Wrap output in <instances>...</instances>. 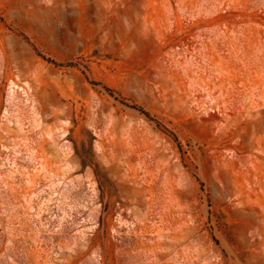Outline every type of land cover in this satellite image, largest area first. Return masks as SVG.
I'll use <instances>...</instances> for the list:
<instances>
[{"label": "rangeland", "instance_id": "374dc122", "mask_svg": "<svg viewBox=\"0 0 264 264\" xmlns=\"http://www.w3.org/2000/svg\"><path fill=\"white\" fill-rule=\"evenodd\" d=\"M0 264H264V0H0Z\"/></svg>", "mask_w": 264, "mask_h": 264}, {"label": "trees", "instance_id": "16d2710c", "mask_svg": "<svg viewBox=\"0 0 264 264\" xmlns=\"http://www.w3.org/2000/svg\"><path fill=\"white\" fill-rule=\"evenodd\" d=\"M47 61H49L55 65H60V64H57L56 62H53L52 60H49V59H47ZM135 108L138 109L140 112L144 113L147 117H149V114L147 112H144V110L142 108H140V107H135Z\"/></svg>", "mask_w": 264, "mask_h": 264}, {"label": "bare ground", "instance_id": "6f19581e", "mask_svg": "<svg viewBox=\"0 0 264 264\" xmlns=\"http://www.w3.org/2000/svg\"><path fill=\"white\" fill-rule=\"evenodd\" d=\"M14 86H15V84H14Z\"/></svg>", "mask_w": 264, "mask_h": 264}]
</instances>
